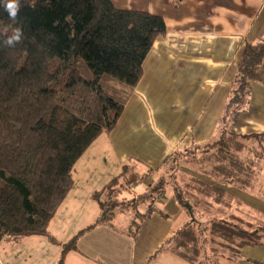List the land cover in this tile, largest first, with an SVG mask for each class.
<instances>
[{"label": "trees", "instance_id": "16d2710c", "mask_svg": "<svg viewBox=\"0 0 264 264\" xmlns=\"http://www.w3.org/2000/svg\"><path fill=\"white\" fill-rule=\"evenodd\" d=\"M20 4L16 20L0 6V242L48 236L50 222L73 187L74 166L98 137L116 128L143 78L148 55L167 33L161 17L119 10L110 0ZM17 25L23 39L5 45V36ZM263 60L264 40L246 44L215 137L166 163L174 176L182 166L197 176L180 185L161 178L143 201L151 203L154 193L168 185L182 206H203L207 213L231 208L228 186L258 187L264 198V134L232 131L249 106L250 85ZM118 183L95 195L101 217L92 228L113 220L117 202L110 200L120 191ZM103 195L108 200L101 201ZM246 216L228 212L222 220L188 225L165 247L192 264H205L209 257L234 261L246 248L264 247L263 218ZM130 226L127 233L136 235L138 222Z\"/></svg>", "mask_w": 264, "mask_h": 264}, {"label": "crops", "instance_id": "0c3cea01", "mask_svg": "<svg viewBox=\"0 0 264 264\" xmlns=\"http://www.w3.org/2000/svg\"><path fill=\"white\" fill-rule=\"evenodd\" d=\"M110 1L119 10L161 17L167 33L148 55L143 78L116 128L98 137L74 166L73 187L50 222L48 236L2 240L0 264H59L62 258L64 264H155L159 256L163 261L171 262L170 257L175 256L192 264L165 247L175 233L188 226L190 209L180 204L171 187L160 193V208L149 205L142 196L175 154L215 137L244 47L264 40V0ZM250 90L249 106L232 131L264 134V60ZM131 170L133 174L145 172L146 179H128ZM177 175L183 180L197 176L185 166ZM118 179V210L123 213L125 202L133 201L131 207L139 218L136 235L127 233L131 222L120 232L115 229L116 211L109 225L92 228L101 217L95 195ZM142 183L146 188L134 192ZM225 190L234 198L231 208L209 213L205 222L227 218L228 212L246 214L251 221L261 215L264 220V200L259 198L258 187L228 186ZM105 199L103 195L101 201ZM136 206L145 207L144 211ZM74 239L76 248L63 257L62 248ZM247 249L253 248L244 249L234 261L210 259L214 261L210 263L208 258L204 263L264 264L247 258Z\"/></svg>", "mask_w": 264, "mask_h": 264}, {"label": "rangeland", "instance_id": "374dc122", "mask_svg": "<svg viewBox=\"0 0 264 264\" xmlns=\"http://www.w3.org/2000/svg\"><path fill=\"white\" fill-rule=\"evenodd\" d=\"M174 175H175L174 173L169 172L167 169H164L162 171V173H161V177L164 178L166 180V182L169 183V184H172V183H170L171 181L173 183L179 184V185L181 183H183V181H182L183 178H181V176H179L177 174H176V176H174ZM146 176H147V174H145V172L138 171V172H136V174H133L132 173V170H131L130 173H129L128 179H136V178H139V179L142 180V179H146ZM161 177L160 178L158 177L157 180H156V178L153 179V180H151V184H153V181H154V186H153L154 188L157 187V183H159L161 181ZM188 182H184V183L186 184ZM137 186L139 188L137 187L138 189H134V192L135 191L136 192L140 191L139 190L140 188H142V189L146 188L144 183L138 184ZM165 189L166 190H169L170 189V185H168ZM148 190L150 192L152 189L149 187ZM259 190H260V188L258 189V192H259ZM260 192H261V190H260ZM260 192H259V195H260L259 198L262 199V200H264V198L262 197V195H261ZM154 195H155V197H154L153 201L151 203H148V204L149 205L152 204L153 207H159L160 208V206H161L160 193H154ZM115 198H116V195H114V197L111 200L110 199L109 200L111 202H115L114 201ZM201 199H203V198H201ZM106 200H108V197L107 196H106L105 201ZM116 202H117V204L114 205V207L112 208V211L113 212L116 211V219L112 221V224L114 225L115 229L118 232H120V230L126 229V227L128 226V224L130 222H132L133 220H137L138 221L139 218L136 217V213H134V209L131 207V205L133 204V201L130 200V201L125 202V204L123 205L124 211L121 214L119 213L120 211L118 210L119 207H120V205L118 204V201H116ZM200 207L201 208H198L197 209L198 211L197 210H194L193 211L191 208H188L186 206L187 209H190L188 211V213H186L187 216L189 215L188 216L189 222L186 225L203 224V222H205L204 220H209V213L202 212V210H204L202 208L203 206H200ZM136 208H138V210H143L145 207L143 208V206H140V207H137L136 206ZM175 222H178V218L175 219ZM233 223H235V222H233ZM239 226H240V224H239ZM206 236L209 237L210 235L206 232ZM75 240L76 239H74L73 242H70L69 244H67L66 246H64L63 247L64 249L62 248V250H63L62 252H64V250L66 249L65 252H64V256L67 255L68 251H70L69 248L72 247V245H74ZM57 245H59V244H57ZM59 246H61V245H59ZM210 247H212V246L210 245ZM7 248H9V247H7ZM245 252L247 253V258H253V259H256V260H259V261L264 262V248L247 249V250H245ZM164 255L169 256L168 254H164ZM159 258H160V261H159ZM170 258L173 261H171V262L170 261H163V258L161 256H159L158 257V261L155 264H173V262H175V264H188V263H185L184 261L176 258L175 256L174 257H170ZM210 259H212V257H209V262L211 263L213 260L210 261ZM226 264H229V263H226ZM242 264H252V263H250L249 261H247V262L242 263Z\"/></svg>", "mask_w": 264, "mask_h": 264}, {"label": "clouds", "instance_id": "9594fccd", "mask_svg": "<svg viewBox=\"0 0 264 264\" xmlns=\"http://www.w3.org/2000/svg\"><path fill=\"white\" fill-rule=\"evenodd\" d=\"M0 6H3L12 20H16L17 13L21 7L20 0H0ZM23 39V28L19 25L12 29L10 35L5 36L3 43L7 46H14Z\"/></svg>", "mask_w": 264, "mask_h": 264}]
</instances>
